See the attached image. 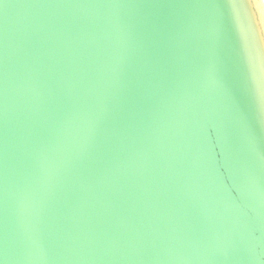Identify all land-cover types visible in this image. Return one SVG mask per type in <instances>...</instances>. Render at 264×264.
I'll use <instances>...</instances> for the list:
<instances>
[{
    "label": "water",
    "instance_id": "1",
    "mask_svg": "<svg viewBox=\"0 0 264 264\" xmlns=\"http://www.w3.org/2000/svg\"><path fill=\"white\" fill-rule=\"evenodd\" d=\"M137 2L0 0L3 264H264V136L209 74L224 12Z\"/></svg>",
    "mask_w": 264,
    "mask_h": 264
},
{
    "label": "snow or ice",
    "instance_id": "2",
    "mask_svg": "<svg viewBox=\"0 0 264 264\" xmlns=\"http://www.w3.org/2000/svg\"><path fill=\"white\" fill-rule=\"evenodd\" d=\"M252 0H213L212 6L223 10V55L213 58L209 65L211 78L229 91L242 113H253L259 133L264 136V52L259 56L255 47V30L247 16ZM135 6L158 8H186L191 3H165L161 0L138 2ZM167 37L152 41L159 48ZM264 159V151L260 153ZM223 174V170L221 169ZM227 182V181H226ZM233 196L237 193L233 190ZM0 264L3 261L0 260Z\"/></svg>",
    "mask_w": 264,
    "mask_h": 264
}]
</instances>
